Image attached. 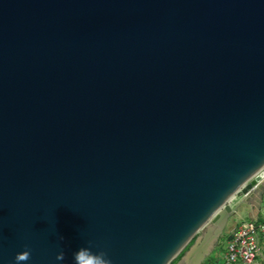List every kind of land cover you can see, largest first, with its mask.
I'll return each mask as SVG.
<instances>
[{"label":"water","instance_id":"obj_1","mask_svg":"<svg viewBox=\"0 0 264 264\" xmlns=\"http://www.w3.org/2000/svg\"><path fill=\"white\" fill-rule=\"evenodd\" d=\"M256 199L264 0H0V264H202Z\"/></svg>","mask_w":264,"mask_h":264},{"label":"built area","instance_id":"obj_2","mask_svg":"<svg viewBox=\"0 0 264 264\" xmlns=\"http://www.w3.org/2000/svg\"><path fill=\"white\" fill-rule=\"evenodd\" d=\"M221 264H264V223L239 225L226 244Z\"/></svg>","mask_w":264,"mask_h":264},{"label":"rangeland","instance_id":"obj_3","mask_svg":"<svg viewBox=\"0 0 264 264\" xmlns=\"http://www.w3.org/2000/svg\"><path fill=\"white\" fill-rule=\"evenodd\" d=\"M244 197H242L241 193H238L235 195L230 202L229 205H237L241 200H243ZM249 207H247L246 204H242L238 207L235 214L230 218L223 234L221 235L220 239L218 240V244L212 254L207 257L202 264H218L219 261L223 258V249L227 242V237L229 233L238 225H240L243 221L249 220ZM211 223H208L207 226H209ZM207 227H204V230L201 232H204ZM199 235V234H198ZM197 235V236H198ZM172 264V263H171Z\"/></svg>","mask_w":264,"mask_h":264},{"label":"clouds","instance_id":"obj_4","mask_svg":"<svg viewBox=\"0 0 264 264\" xmlns=\"http://www.w3.org/2000/svg\"><path fill=\"white\" fill-rule=\"evenodd\" d=\"M61 239H63L61 237ZM23 255L18 253L15 257L17 262L27 261L30 258V252L25 250ZM74 264H112V260L108 257L107 253L99 250L92 251L91 247H81L76 252L73 253ZM56 261L58 264H65V257L63 251H60L56 255Z\"/></svg>","mask_w":264,"mask_h":264},{"label":"crops","instance_id":"obj_5","mask_svg":"<svg viewBox=\"0 0 264 264\" xmlns=\"http://www.w3.org/2000/svg\"><path fill=\"white\" fill-rule=\"evenodd\" d=\"M247 205V207H249V213H248V216H249V220H246V221H243L242 223L244 222H254V223H264V199L263 201L260 203L257 199L250 202V203H245ZM239 205V204H238ZM242 205V204H241ZM241 223V224H242ZM240 224V225H241ZM239 226V225H238ZM236 226L228 235V239H227V242L228 240L230 239V236L232 234V232L238 227ZM226 242V244H227ZM226 244L224 246V249H223V255H224V252H225V247H226ZM223 261V258L221 259V261L218 262V264H221Z\"/></svg>","mask_w":264,"mask_h":264},{"label":"trees","instance_id":"obj_6","mask_svg":"<svg viewBox=\"0 0 264 264\" xmlns=\"http://www.w3.org/2000/svg\"><path fill=\"white\" fill-rule=\"evenodd\" d=\"M193 242H191V244H192ZM191 244H189V246L191 245ZM189 246L187 247V248H185L184 250H183V252H181V254L172 262V264H176L180 259H181V257L184 255V253H185V251L189 248Z\"/></svg>","mask_w":264,"mask_h":264},{"label":"bare ground","instance_id":"obj_7","mask_svg":"<svg viewBox=\"0 0 264 264\" xmlns=\"http://www.w3.org/2000/svg\"><path fill=\"white\" fill-rule=\"evenodd\" d=\"M236 195H237V194H236ZM242 197H244V196L242 195ZM241 201H242V200H241ZM241 201H240V202H241ZM229 202H230V200H229ZM229 202H228V203H229ZM240 202H239V203H240ZM228 203H227V205L230 206L232 209H234V208L239 204V203H238L237 205L232 206V205H229Z\"/></svg>","mask_w":264,"mask_h":264}]
</instances>
